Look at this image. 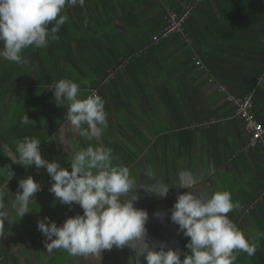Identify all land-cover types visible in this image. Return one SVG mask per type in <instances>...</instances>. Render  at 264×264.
Returning <instances> with one entry per match:
<instances>
[{"label": "trees", "instance_id": "1", "mask_svg": "<svg viewBox=\"0 0 264 264\" xmlns=\"http://www.w3.org/2000/svg\"><path fill=\"white\" fill-rule=\"evenodd\" d=\"M86 1L83 7L77 4L75 7H66L62 11V14L63 12L68 13L73 27L72 31L69 30L65 22L56 34V39L50 40L48 47H29L23 50L22 56L27 61L25 64L18 65L0 58V121L2 118L4 121L0 129V137L5 139L6 147L14 150L17 140H22L24 137L37 138L41 140L40 149L43 157L50 162L57 161L62 165L63 158L68 157H66L65 148L62 146V138H59L58 135L56 139L53 137V133L58 132V127L65 123L67 108L66 106L59 107L56 113H53L58 126L50 128L44 124L43 118H40L39 115L42 116V112L46 113L49 110L48 100H51L49 87L52 86V82L46 79L52 80L54 77L59 76L73 80L81 88V98L93 94L94 89L98 90L97 95L102 96V82L98 77L105 76L107 66L96 65L93 57L89 54L97 47L98 38L101 37V40L115 49L111 44L112 41H122L124 37V32L120 31L121 28L118 27L134 25L131 16H136L142 22L145 16L158 14V18H153L149 23L154 22L153 25L144 27L140 33L142 37L140 42L147 49V53L135 58L136 60L132 59L130 63L134 64L143 57H149L153 48H160L165 39L171 38V36L164 38L158 44L153 42L154 36L160 33L166 25L167 9L177 12L180 16L187 14L186 30L189 33L188 35L193 38L192 44L196 48V54L201 57V61L204 63L202 70L204 71L203 75H206L207 78L194 88L195 94L203 101L201 98L203 95L200 94V91L211 79L216 81V89L219 90L222 85L226 88L224 92L216 90L213 95L204 94L205 105L201 107V112H198L197 115H205L208 121L218 119L216 123L209 124V127L197 128V131H200L199 133L212 143L213 147L208 153L211 152L212 156H216L218 153L217 147L221 140L218 131L221 128H230V124H236L237 127H240L239 137H245V123L236 115L237 107L229 101L231 94L237 97L252 95L255 120L264 125V0ZM115 2L120 7L118 12H123V14L116 16L117 24L112 21L113 11L111 6H114ZM48 27L50 29L51 25ZM174 35L180 36L179 34H173L172 36ZM51 46L55 50V57L49 60L47 59L49 57V51L47 52V50ZM2 47L3 45L0 44V48ZM132 53L128 49L125 50L122 56L128 58ZM38 54L42 56V60H38ZM55 61L56 65L54 64ZM36 74L40 79L35 77ZM195 103L192 99L191 103H185V105L194 108L192 105ZM6 104H8V111L4 113L3 107ZM169 106L177 112L179 108L183 107V104L177 106L170 102ZM121 107V111L128 110V113H131L129 106ZM173 109L171 110L173 111ZM26 114L30 119V123L22 125L20 123L21 117ZM220 118L225 119V123L219 122L223 120ZM176 130L175 128H172V130L167 129L165 136L157 138L155 146L157 150L162 152L163 165L172 164L175 158L187 157L189 154L193 132L188 129ZM177 134L186 141L182 147H175V136ZM112 135L111 128L108 126L101 137L94 138L91 142L95 143L93 147L101 145L110 147L113 150V155L118 157L121 155L120 146L117 144V139ZM138 147L141 149V145ZM249 149L252 154L258 156L259 164L264 165V148L259 145ZM4 150L5 148L0 144V151ZM5 156L3 152H0V169L4 167L9 169L11 166V161L6 165L7 159H4ZM256 161L257 159H255ZM139 162L140 159L137 164ZM113 163L115 164L114 161ZM65 164L70 168L71 161L68 159ZM160 175L165 182L175 179L171 170L167 172L160 170ZM15 180H19V178L12 176L8 181V170L0 173V188H4L9 194ZM7 183L8 186L5 187ZM9 196L2 202H11ZM42 202L41 205L46 207L42 208V214L46 211L49 212L57 205L56 198L50 200L45 197ZM41 205L40 207H42ZM136 205L138 204L136 203ZM29 208L32 211L25 214V219L32 222L36 217L41 218V214L35 212L33 206L29 205ZM76 213L78 212L76 211ZM17 216V214L9 216V219L5 220L6 222L0 219V238H6V241L3 240L0 245V264H6L9 261L12 264H19V252L14 250L17 242L12 243L7 238L8 234L11 235V229L16 233L20 232L22 236L31 234V225L27 224L26 220L23 222L24 228L21 227L20 230L16 228L13 218ZM1 224H6L10 230L9 228H7V231L2 229ZM7 245L10 249H6ZM190 251L188 249V252ZM260 251L264 252L261 249ZM259 254H255L252 258L262 264V257L257 256Z\"/></svg>", "mask_w": 264, "mask_h": 264}, {"label": "clouds", "instance_id": "2", "mask_svg": "<svg viewBox=\"0 0 264 264\" xmlns=\"http://www.w3.org/2000/svg\"><path fill=\"white\" fill-rule=\"evenodd\" d=\"M77 4L83 7L85 0H0V44L3 45L0 58L25 64L23 50L48 47L68 20L62 11ZM111 72L114 73L109 71V78ZM51 91L56 105L67 107V127L88 141L103 135L108 121L101 96L93 93L81 98L80 86L70 79H59ZM20 123H30L27 114L21 117ZM40 143L37 138L24 137L16 141L14 150L5 148L0 152L9 157L12 164L46 168L53 181L49 191L56 200L62 204H79L84 210L82 215L70 216L60 226L54 221L49 222L48 217L38 221V228L46 237L44 243L48 253L64 250L71 257H101L103 250L128 246L135 251L136 257L130 264H140L141 256L146 264H234L237 250L248 256L255 255L256 247L228 217L236 207L231 194L227 191L198 194L197 185L203 177L191 170H179L177 182L171 183L190 189L180 194L170 209L171 220L185 237L190 238L186 247L191 251L181 259L176 249L161 244L157 250L148 242L146 223L149 213L135 206L140 198L134 191L136 188L143 187L161 198L168 195L170 183L157 178L154 169L145 167L143 174L147 183L136 186L128 167L113 163L116 157L110 147L89 145L77 150L70 160V168H66L57 161L46 160ZM212 172L209 168L208 174ZM13 175L8 169V181ZM18 188L12 207L20 219L32 211L29 205L36 201L35 193L41 186L28 176L19 181ZM155 215L160 217L162 214L157 212ZM5 218L9 219V214L0 203V219Z\"/></svg>", "mask_w": 264, "mask_h": 264}, {"label": "crops", "instance_id": "3", "mask_svg": "<svg viewBox=\"0 0 264 264\" xmlns=\"http://www.w3.org/2000/svg\"><path fill=\"white\" fill-rule=\"evenodd\" d=\"M111 9L113 11L112 21L116 22V16H118V14H123V12H118L120 7L116 2L114 6H111ZM157 15L158 14H153L147 17L145 16V18L142 19V22H140L136 16H131L134 20V25L118 27L119 29L121 28L120 31L122 30L124 32V37L122 41H112L111 44L115 49L101 40L100 37L97 40V47L91 51L92 53L89 52L96 65L107 66L106 72L104 73L105 76L102 75L98 78L102 82L101 87L103 89V94L101 97L105 101L107 121L111 124L110 128L113 133L112 136L117 139V144L120 146L121 155L116 157L114 162L115 164L120 162L117 164L126 166L129 169L133 163L130 164L132 159L126 158L125 150L129 148L130 145L136 146L135 149H140L138 146L141 145V154L151 153V157L154 161L151 159H149V161L152 165L154 162L153 167L156 166V164L160 166L164 158L162 152L157 150L155 146L157 138L165 136L167 134V129L172 130V128H175V130H191L193 132V139L189 148V154L187 157L175 158V160H173L174 165L171 171L172 174H174L175 179L166 182L171 185L168 196L169 194L176 195V199L173 200L172 205V200L170 198L166 199V202L169 203V205L174 206L180 193L187 192L185 188L171 184L177 182L178 172L182 169L191 170L195 174L203 177L201 182L197 185V188L201 189L206 195H210L213 191L229 192L232 201L236 202L234 203L236 207L228 213V217L245 233L250 243L256 247L255 254L260 253L257 256L262 257V264H264V252L260 251V249L264 250V165H260L258 156L249 151L250 149L248 148L247 141L250 139V133L246 130L245 137H239L240 127H237L236 124H230V128H221V130L218 131V134L221 137L217 147L218 153L215 157L214 155L212 156L211 152L208 153L213 147L212 143L209 139L204 138L203 135L199 133L200 131H197V128L209 127L208 122L210 120L208 121L205 115H197L198 112H201V107L205 105L204 94L213 95L216 90H219L216 89V81L211 79L200 91V94L203 95L201 96L203 101H201L199 96L195 94L196 92L194 88L198 86V83L203 82L205 78H207L206 75H203L204 71L202 69L204 63L201 61L202 64L197 65L194 60V54L197 55L196 48L193 44L190 46L182 37L174 35L171 36V38L165 39L160 48H153L149 57H143L140 61L134 62V64L130 63L132 62V59L134 60L135 58L142 56V54H137L139 50L143 49L140 42L142 40L140 33L144 27L146 28L153 25L154 22L152 24L149 23L153 18H158ZM114 24H117V22ZM190 38L193 41L191 36ZM128 49L133 53L128 58H125L122 55L125 50ZM47 52L49 55L47 59L50 60L55 57L53 46L49 47ZM146 53L147 50L143 54ZM37 58L38 60H42V56L39 54ZM198 58L202 60L200 56H198ZM44 63L46 64L45 61ZM54 64L56 65V61ZM109 71H114V75L111 78H109ZM35 77L40 79L38 74H36ZM59 79L65 78L58 76L54 77L52 80H46L51 81L53 86ZM52 86L49 87V91L51 92V100L49 99L50 103L48 100V104L50 105L48 106L49 110L46 111V113L42 112V116L39 115L40 118H43L44 124L48 125L50 128L58 126V122L53 113H56V110L59 108L54 100V93L51 91ZM192 99L196 102L192 105L194 108L187 107L185 103H191ZM168 102H172L177 106L183 104V107L179 108L176 112L175 109L169 106ZM7 105L8 104L3 107L4 113H7L8 111ZM121 106H129L128 108L131 110V113H128V110H125L126 114L123 113V111H121ZM171 109H173L174 113ZM124 120L128 123L123 125L124 128H122L121 125ZM3 122L2 118L0 121V129L2 128ZM219 122L225 123V119L220 120ZM114 128H118V132ZM53 134L55 135H53V137L56 139L58 135L59 138H62V146L65 148L66 157H68L66 159L65 157L63 158L65 163L68 159L71 160L75 151L82 150L89 145H95V143L93 144L85 137L77 135L75 131L67 127L65 123L60 125L58 127V132H54ZM185 142L186 141L179 134L175 136V147H182ZM5 158L7 159L6 165H8V162L11 160L7 156H5L4 159ZM255 159H257L256 162ZM135 160H133V162ZM64 162L61 166L69 168ZM209 168L213 169L211 175L208 174ZM9 170L14 173V177L19 178V180H15L14 185L9 190L10 196L7 190L5 191L4 188H0V196H2L0 203L3 204L4 210L8 212L9 216L15 215L12 205L16 192L19 191L18 184L21 179L32 176L40 184V191L35 193V199L37 201L33 202L34 204L41 205L45 197L47 198L49 195H52L49 189L53 181L49 177L46 168L37 169L35 165L25 168L20 164L11 163ZM156 176L164 181L160 174H157ZM142 183L147 182L142 181ZM8 196L9 201L11 202H2V200H5ZM146 196L147 195H145V197ZM53 198L55 197L53 196ZM56 202V207L60 208L58 200H56ZM70 206L72 211L70 208H67V214H64L63 210L61 213L55 212L56 207L50 209L49 212H46L51 213L53 221L60 226L62 225V218L66 217L67 219L70 216H74L73 210L75 205L71 204ZM41 208L46 207L42 206ZM77 212L80 215L83 214V210ZM44 218L45 214H41V218L36 217L32 222L26 219L27 224L31 225V234L27 236L34 237L32 230H35L38 239L44 236L42 232L38 230L37 226L34 228V225H37L38 221ZM158 218L160 217H155V219H153L156 223L155 225H157ZM6 219L8 218H5L3 222H6ZM168 221L170 224H176L171 218ZM173 228L176 229L175 231H177L179 237V242L177 243L179 244V250L177 251L180 252L181 259H183L187 254L186 252H188L186 245L190 238L185 237L183 232L178 231L175 226ZM20 229L21 227L19 230ZM12 231L13 230L11 229V232ZM165 233L168 234L167 230ZM24 236H22L20 232H17L14 236V242H17L15 245L17 249L15 248L14 250L19 252V264H25L26 262H28V264L31 263L30 259L26 258L25 260L20 257L21 247L23 248L25 247L24 245L27 244H29V247H25V249H28L29 254H36L39 252L50 258L54 257L55 251L53 253H48L46 247L33 244L30 242L31 239L29 237L26 235ZM3 240L6 241V238H0V245ZM37 246L43 248L37 249ZM7 248L10 249L9 245H7L6 249ZM156 249L159 248L157 247ZM115 254L117 253L114 252L110 257L103 255L106 260L108 259L105 264H120L119 259L117 260L119 254L117 256ZM234 255L237 257L234 264H259L256 259H253L252 256H248L244 252L237 250L234 252ZM130 257L131 254L126 253L125 259H123V264H130V260L134 261L136 258ZM100 258H102V256H90V259ZM76 259L77 261L81 260L79 257H76ZM142 261L143 260L140 259V264H142ZM6 264L12 263L9 261ZM81 264L86 263L83 262Z\"/></svg>", "mask_w": 264, "mask_h": 264}, {"label": "rangeland", "instance_id": "4", "mask_svg": "<svg viewBox=\"0 0 264 264\" xmlns=\"http://www.w3.org/2000/svg\"><path fill=\"white\" fill-rule=\"evenodd\" d=\"M63 14H66L68 16V20L66 21V24H67L69 30H72L73 27H72V23H71V20L69 18L68 13L67 12H63ZM123 113H125V110H123ZM126 123H128V122L126 120H124V122L122 123L121 127L124 128L123 125H125ZM110 125L111 124L108 123L109 127H110ZM114 129H116L117 132H118V128H114ZM5 143H6L5 139L0 138V144L2 145L3 148H7ZM135 147L136 146L130 145V147L125 150V156H126L127 159H129V158L132 159L130 164L133 163V160H135V159L139 160L140 159V162L138 164H137V162H138V160H137L129 168L130 176H131L132 179L135 180L136 186H140L142 184V181L147 182V178L143 174L145 167H149L150 166L152 169H154L156 175L160 174V170H162L164 172H167V171H169V170H171L173 168L174 162H173V164H169V165L161 164L160 166H158L156 164V166L153 167L154 162H153V165H152L151 162L149 161V159L154 161L152 159V157H151V153L141 154V152H140L141 149H139V148L135 149ZM134 149H135V151H134ZM136 157H138V158H136ZM117 163H120V162H117ZM128 164H129V162H128ZM7 170L8 169L5 168V167L1 168L0 169V173H4ZM49 177H50V175H49ZM151 182H153V181H149V183H151ZM183 188H185L187 190V192H188L189 189H187L186 187H183ZM197 189H198V194L206 195L201 189H199V188H197ZM134 191H136V193L139 195V197L142 198V199L139 198V201L137 200L135 202V204L137 203L139 205V206L136 205V207L145 209L149 213V219H148V221L146 223V228H147V233H148V237H147L148 242L150 244H153L156 248L157 247L159 248V246L161 244H165L168 248H173V249L179 250V247H178L179 244H177L179 242L178 233H177V231H175L176 229L173 228L175 226V228H177L178 231H179V226L178 225L176 226V224L173 225V224L169 223L168 220L171 218L170 209H172L173 206H171L172 204L169 205V203L166 202V199H169V198L173 202V200L176 199V195H170L169 194V196L167 195L166 197H163L161 199V197H159L158 195H156L154 193H150V192L146 191L143 187L136 188V189H134ZM183 193H185V192H183ZM183 193H180V194H183ZM145 195H147V196L145 197ZM53 196H54V194L52 193V195H49L48 198L50 200H53ZM73 204L75 205L73 213L76 214V215H80V214L76 213V211L83 210V209L79 206V204H76V203H73ZM30 205L34 207L35 212H37L38 214H42V208L40 207V205L34 204L33 202ZM70 205L71 204H62V203L59 202V207L60 208L56 207L55 212H60L61 213L62 210H63V213L67 214L68 213V209L67 208H70V210L72 211ZM12 209L14 210L13 207H12ZM39 209H40V213H39ZM14 212H15V215H16L17 213H16L15 210H14ZM157 212L161 213L162 215L160 216V218H158L157 225H155L156 223H155V221L153 219H155V217H157L155 215ZM44 214H45V217L50 218L49 222L53 221V219L51 218V213L44 212ZM25 220H26L25 219V214L20 219H19L18 216L13 218V221L16 223V228H18V229L20 227H23V222ZM65 221H66V217L62 218V220H61L62 224ZM164 222H165L166 225L164 224ZM57 225L59 226L58 223H57ZM36 226L38 227V224L34 225V228ZM1 227H2V229H5L7 231V228L9 226H7L6 224H4V225L1 224ZM38 230H39V228H38ZM166 230H167L168 234L165 233ZM16 234L17 233L15 231H12L11 235L8 234L11 237L7 235V238H9L12 243H14V236ZM32 234H34V237L26 235L27 237H29L32 240V241L30 240V242H32L33 244H38L40 246L46 247L45 243H44V241L46 239L45 236H42L40 239H38V236H37L35 230H32ZM167 239H169V240H167ZM24 246L25 247H29V244L24 245ZM25 247H23V248L21 247L20 257H22L25 260H26V258L30 259L31 263H29V264H81L83 262L86 263V264H105V262L108 259L106 260V258H104L103 255L110 257V255L113 254L114 252L117 253V254H115L116 256L119 254V256L117 257V260L119 259L120 264H123V259H125V254L126 253L127 254H129V253L131 254L130 258L135 257V251L133 249L129 248L128 246H125L122 249L113 247L110 250H107V249L103 250L102 253H101L102 258H100V259H90V256H88V257L80 256L79 259H81L82 262H81V260L77 261L76 257L69 256L68 253L66 251H64V250L55 251L54 257L50 258L48 256H45V254H43V253L41 254L39 252L36 253V254H34V253L29 254L28 253V249L27 248L25 249ZM36 248L40 249V248H43V247H38L37 246ZM157 250H159V249H157ZM186 253L188 254L190 252H186ZM140 259L143 260L142 264H146V261L144 260L143 256ZM25 264H28V262H26Z\"/></svg>", "mask_w": 264, "mask_h": 264}, {"label": "built area", "instance_id": "5", "mask_svg": "<svg viewBox=\"0 0 264 264\" xmlns=\"http://www.w3.org/2000/svg\"><path fill=\"white\" fill-rule=\"evenodd\" d=\"M186 20L187 14L180 16L177 12L167 9L166 25L162 28L160 33L154 36L153 42L158 44L164 38H168L173 34H179L185 41L192 44L193 41L186 30ZM146 50L147 49L143 47L137 54L141 55L145 53ZM194 60L197 64H201V60L197 55H194ZM110 75L113 76L114 73L111 72ZM225 89L224 86L219 87L220 92H224ZM94 93H98L97 89H94ZM229 101L237 107L236 115L244 121L246 130L250 133L248 148L257 147L259 145L264 148V125L255 120L252 95L237 97L231 94L229 96Z\"/></svg>", "mask_w": 264, "mask_h": 264}]
</instances>
